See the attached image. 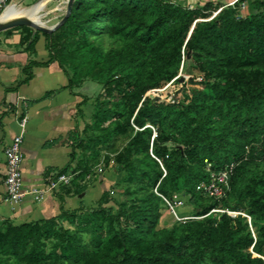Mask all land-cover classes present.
<instances>
[{
    "label": "trees",
    "instance_id": "1",
    "mask_svg": "<svg viewBox=\"0 0 264 264\" xmlns=\"http://www.w3.org/2000/svg\"><path fill=\"white\" fill-rule=\"evenodd\" d=\"M245 1L190 9L171 0H75L57 31L26 33L27 51L41 35L49 51L48 61L25 67L29 78L33 66L58 62L71 87L91 75L103 88L91 121L71 136V160L79 149L86 157L79 172L61 171L74 174L64 191L83 194L101 147L122 136L120 167L133 172L140 157L153 167L120 180L116 208L106 190L95 207L83 202L55 218L3 223L0 264H264V0L250 14ZM108 37L117 47L97 44ZM187 61L203 74V89L174 103L148 95ZM206 160L214 169L236 163L227 197L197 190L208 179ZM155 189L181 194L202 218L160 229L166 204Z\"/></svg>",
    "mask_w": 264,
    "mask_h": 264
},
{
    "label": "crops",
    "instance_id": "2",
    "mask_svg": "<svg viewBox=\"0 0 264 264\" xmlns=\"http://www.w3.org/2000/svg\"><path fill=\"white\" fill-rule=\"evenodd\" d=\"M171 1L194 9L204 7L208 3L227 7L239 0ZM55 3V0H10L7 9L0 15V22L8 23L20 18L35 21L33 14L43 7L40 13L42 22H35L45 28L51 29L49 26H52L55 29L58 26L55 25L56 20L60 17L63 20L62 14L65 10L63 6L58 8L59 3ZM11 7L22 10L21 15L14 14L13 17L2 21L1 16ZM45 13L53 14L47 22L44 21ZM32 30L38 29L23 25L0 32V225L5 222L20 225L55 218L60 216L63 210L74 211L80 208L83 202L86 206H91L90 204L98 201L111 186L106 180L98 182L89 179V175L83 181L87 185L83 194H67L64 191L66 186L47 191L49 179L56 177L68 165H72V171L79 172L77 167L80 165L81 155L77 154L75 159L71 160V136L82 129L81 122L87 110L85 104L80 105L87 97L82 99L80 85L70 86L69 77L58 62L33 66V74L31 78L28 77L25 67L31 61L43 63L49 60V51L43 35L29 51L28 43H22L26 33ZM25 115L28 116V124L23 143L22 170L23 187L27 195L20 204L13 205L7 199L5 150L21 132L19 118ZM35 189L46 194L37 199L32 193Z\"/></svg>",
    "mask_w": 264,
    "mask_h": 264
},
{
    "label": "rangeland",
    "instance_id": "3",
    "mask_svg": "<svg viewBox=\"0 0 264 264\" xmlns=\"http://www.w3.org/2000/svg\"><path fill=\"white\" fill-rule=\"evenodd\" d=\"M256 1L257 0H247L244 2V13L245 14H250L252 12L255 11V5H256ZM263 1V0H262ZM55 4L59 3L58 8L59 7H64V13L62 14V16H65L66 14V8H67V0H55ZM62 7V8H63ZM53 15V14H51ZM50 13H45L44 14V21L47 22L48 18H50ZM49 16V17H47ZM47 17V18H46ZM57 23L55 25H59L60 22H62V17H60V19L56 20ZM48 27V26H47ZM49 28L54 29V27L49 26ZM58 30V29H57ZM56 30V31H57ZM1 42V40H0ZM97 44H101L105 47L106 50H110L113 47H117V45H114L111 40L108 38H105L103 40L97 41ZM66 50L64 48V53H66ZM69 51V50H68ZM71 65V63H69ZM180 79V80H176V79ZM201 81H204V77L203 74L200 73V71L198 70L196 64L193 61H187L185 63V66L181 67L179 75L172 79L171 81L164 83V85L161 88L152 90L149 92L148 95H151L152 97L155 98H160L166 102H172L174 103V101H181L184 100L185 97H188L189 99L192 97V93L195 89H203L202 84H200ZM81 89V95H82V99L83 97H87L88 101L85 103V109L87 110L86 113H84V118L81 122V127L83 129V127L85 126L86 123L91 121L92 118V114L94 113V104L96 101V98L99 96L100 93H102L103 88L102 85L99 84V82L97 80H95L91 75L86 76V78L84 79L83 83L79 86ZM188 99V100H189ZM186 100V101H188ZM85 110V111H86ZM128 142V138L127 137H120L116 144L114 143V147H110V146H102V152H101V156L99 157V159L95 160L93 163V167H95L94 171L92 172L91 176L89 179L92 180H96L98 182L104 181L106 180L107 182L110 183V192H111V198L112 200L110 201V203H107V206L109 207H117V203L115 202V200H122L124 198V193H123V189L124 187H119L118 184L120 182L121 179H124V177H129V175H131L132 173H137V175L141 174V170L143 168H147V169H152L153 165L151 164H147V162H151L150 159H143L140 157L136 160H131V163L134 166V169L132 170L133 172H129L126 169H122L120 167V164L117 162V155H119V153L123 150V147L127 144ZM152 151V150H151ZM78 154L81 155V157H83V155L85 156V152H83L81 149L78 150ZM90 154V153H89ZM87 154V157L88 155ZM105 154L109 155L110 160L109 162H107L106 159V167L104 168V171L101 172L99 170V164L102 162V160L105 157ZM151 156L154 157L153 152H150ZM86 157V156H85ZM155 158V157H154ZM90 161H93V157L92 158H88ZM158 160V159H156ZM104 161V160H103ZM159 161V160H158ZM160 162V161H159ZM161 169L163 171L165 167H163V163H161ZM207 203H212L211 201L207 202ZM91 207H95L97 205V201L96 202H92V204H90ZM90 207V206H89ZM186 207V206H185ZM183 208V216L186 215H190V216H194L197 217V213L195 212V205H188L186 208ZM178 222V220L176 219V217H174V215L170 212V210L168 209L167 206L162 207V217H161V222H160V229H164L166 227H172L173 225H175Z\"/></svg>",
    "mask_w": 264,
    "mask_h": 264
},
{
    "label": "built area",
    "instance_id": "4",
    "mask_svg": "<svg viewBox=\"0 0 264 264\" xmlns=\"http://www.w3.org/2000/svg\"><path fill=\"white\" fill-rule=\"evenodd\" d=\"M9 1L10 0H0V15L7 9ZM27 124H28V116L27 115L21 116L19 118V125L21 128V132L14 138V140L5 150L6 161H7V171L5 178V184L7 186V191H8L7 199L13 205L20 204L27 195V192L24 190L23 187V170H22L23 160H24L23 143H24L25 132L27 129ZM149 126L154 130L155 133L154 136H156L155 128L151 125ZM154 157L162 163V161L159 158H157L156 156ZM205 162H206V171L208 173V179H206V181H202L201 183H199L197 185V190L203 193L205 196L217 200L227 197L231 189L230 179L236 168V163L235 162L229 163L221 169H214L213 164L209 160H206ZM105 167H106L105 162L102 161L99 164V170L103 172ZM72 179H73V173H60L54 178L51 177L49 179L47 191L48 192L55 191L60 189V187L62 186L69 185ZM155 192L163 199L170 212L174 215V217H176L178 221H186L188 219L202 218V217L180 215V210L187 205L186 199L181 194L175 193L172 197H166L163 194L159 193L158 189H155ZM32 193L36 195L35 197L37 199H41L43 197V194H46V192L36 189L33 190ZM212 212H228L233 216H236L238 214L236 212H232L229 210H222V209H214L212 210Z\"/></svg>",
    "mask_w": 264,
    "mask_h": 264
},
{
    "label": "water",
    "instance_id": "5",
    "mask_svg": "<svg viewBox=\"0 0 264 264\" xmlns=\"http://www.w3.org/2000/svg\"><path fill=\"white\" fill-rule=\"evenodd\" d=\"M74 2H75V0H68L67 8H66V14H65L62 22L57 27H55V29L51 30V29L45 28V27L41 26L39 23L32 21L31 19H28V18H20V19H16V20L8 22V23H1L0 22V32L5 31V30L10 29V28L26 25V26H32V27H34V28H36L42 32L53 33L54 31L59 29L68 20V18L70 17V15L72 13Z\"/></svg>",
    "mask_w": 264,
    "mask_h": 264
},
{
    "label": "bare ground",
    "instance_id": "6",
    "mask_svg": "<svg viewBox=\"0 0 264 264\" xmlns=\"http://www.w3.org/2000/svg\"><path fill=\"white\" fill-rule=\"evenodd\" d=\"M42 8L43 7H40V8H38L36 11H35V13L33 14V19H35V21H39V22H42V20H41V14L40 13H42L41 12V10H42ZM21 10V9H20ZM22 11V10H21ZM21 11H19V10H15L14 8H9L5 13H4V15H2L1 16V20L3 21V20H7V19H9V18H11V17H13L14 16V14H20L21 13ZM21 15V14H20ZM24 15V14H23Z\"/></svg>",
    "mask_w": 264,
    "mask_h": 264
}]
</instances>
